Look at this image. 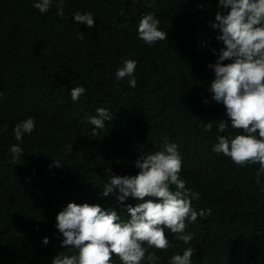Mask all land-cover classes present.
Listing matches in <instances>:
<instances>
[{
    "label": "trees",
    "instance_id": "16d2710c",
    "mask_svg": "<svg viewBox=\"0 0 264 264\" xmlns=\"http://www.w3.org/2000/svg\"><path fill=\"white\" fill-rule=\"evenodd\" d=\"M36 2L0 0V264H52L57 254H75L61 248L56 227L69 203L100 205L130 219L127 206L139 201L104 196L103 184L112 174H138L135 162L161 151L165 139L178 146L186 188L199 194L192 200L198 215L186 219L183 233L165 228L168 248L144 243L141 264H149V253L159 258L153 264H170L189 247L192 264H264V172L257 179L258 163L239 166L213 151L218 136L246 135L232 128L209 90L215 79L209 65L224 47L212 24L217 11L227 10L218 0H63L60 17V0L43 14ZM76 12L92 13L95 26L77 24ZM148 14L167 33L151 46L138 36ZM127 59L137 61L135 88L132 76L116 78ZM79 86L86 91L73 101L70 92ZM101 107L113 118L93 135L89 118ZM30 117L35 129L17 141L15 125ZM220 120L227 122L224 132ZM209 121L212 130L205 131ZM12 145L22 149L17 159ZM188 234L185 243L180 237ZM111 264L123 261L113 253Z\"/></svg>",
    "mask_w": 264,
    "mask_h": 264
},
{
    "label": "clouds",
    "instance_id": "9594fccd",
    "mask_svg": "<svg viewBox=\"0 0 264 264\" xmlns=\"http://www.w3.org/2000/svg\"><path fill=\"white\" fill-rule=\"evenodd\" d=\"M51 4L52 0H39L33 7L43 14L49 11ZM218 4L227 12L217 11L212 27L219 29L216 39L224 47L219 50L215 64L209 65L215 73L209 90L212 99L225 106L232 128L242 129L246 135H236L233 139L218 136L213 151L230 157L239 166L258 163L259 179L260 173L264 172V0H218ZM147 6L151 7V4ZM56 8V15L63 17V0L56 4ZM74 21L89 28L95 26L90 12H76ZM158 25L159 20L153 15L143 16L138 25L139 38L149 46L167 39V33L158 30ZM79 36L83 38L81 32ZM224 61L231 62L225 64ZM122 63L123 67L116 72L117 80L132 76L129 85L135 88L137 81L133 73L137 61L127 59ZM85 91L82 86L73 88L70 92L72 100L77 101ZM112 118L108 109L97 108L96 115L89 118V123L95 126L93 135L97 134V129L105 127V120ZM227 126L226 121L220 120L218 130L224 132ZM35 127L31 117L18 123L13 129L15 139L22 142L23 136L31 134ZM204 127L205 131H211L213 124L209 121ZM257 132L259 138L254 135ZM10 152L13 159H17L22 149L19 145H12ZM55 166L60 167L61 161L55 159ZM135 167L140 171L134 176H108L102 192L104 196L115 192L121 204L128 197L138 200L135 207L127 206L130 219L123 221L115 210H105L100 205L69 203L57 214L56 227L63 237L61 248L75 249L76 253L57 254L52 264H111L113 253L123 264H141L147 251L142 247L144 243L166 249L169 241L165 228L174 234L183 233L186 219L196 221L198 213L192 211V200L199 194L186 188V182L179 175L182 157L175 143L165 139L161 151L140 156ZM171 185H175V191L171 190ZM205 214H210V210L199 213L201 216ZM180 238L189 243L192 235ZM48 242L45 237L43 243ZM193 253L194 249L189 247L183 255H173L170 264H192ZM157 259L155 253L147 256L149 264Z\"/></svg>",
    "mask_w": 264,
    "mask_h": 264
}]
</instances>
